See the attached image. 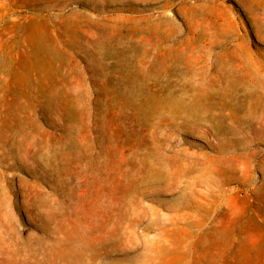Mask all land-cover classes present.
Returning a JSON list of instances; mask_svg holds the SVG:
<instances>
[{
    "label": "rangeland",
    "instance_id": "rangeland-1",
    "mask_svg": "<svg viewBox=\"0 0 264 264\" xmlns=\"http://www.w3.org/2000/svg\"><path fill=\"white\" fill-rule=\"evenodd\" d=\"M0 264H264V0H0Z\"/></svg>",
    "mask_w": 264,
    "mask_h": 264
}]
</instances>
